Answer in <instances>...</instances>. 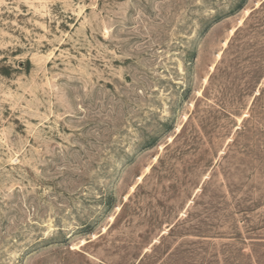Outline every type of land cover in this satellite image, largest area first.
<instances>
[{
  "label": "rangeland",
  "instance_id": "rangeland-1",
  "mask_svg": "<svg viewBox=\"0 0 264 264\" xmlns=\"http://www.w3.org/2000/svg\"><path fill=\"white\" fill-rule=\"evenodd\" d=\"M0 264H264V0H0Z\"/></svg>",
  "mask_w": 264,
  "mask_h": 264
},
{
  "label": "trees",
  "instance_id": "trees-1",
  "mask_svg": "<svg viewBox=\"0 0 264 264\" xmlns=\"http://www.w3.org/2000/svg\"><path fill=\"white\" fill-rule=\"evenodd\" d=\"M125 206V205H124ZM124 206H123V208H124Z\"/></svg>",
  "mask_w": 264,
  "mask_h": 264
}]
</instances>
